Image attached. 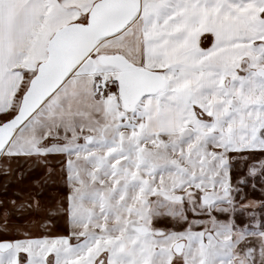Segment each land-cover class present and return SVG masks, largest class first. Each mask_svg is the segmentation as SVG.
<instances>
[{
    "label": "snow or ice",
    "instance_id": "6c2138e0",
    "mask_svg": "<svg viewBox=\"0 0 264 264\" xmlns=\"http://www.w3.org/2000/svg\"><path fill=\"white\" fill-rule=\"evenodd\" d=\"M0 264H264V0H0Z\"/></svg>",
    "mask_w": 264,
    "mask_h": 264
},
{
    "label": "rangeland",
    "instance_id": "374dc122",
    "mask_svg": "<svg viewBox=\"0 0 264 264\" xmlns=\"http://www.w3.org/2000/svg\"><path fill=\"white\" fill-rule=\"evenodd\" d=\"M37 174H42V170H38L37 171Z\"/></svg>",
    "mask_w": 264,
    "mask_h": 264
}]
</instances>
